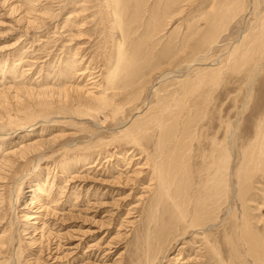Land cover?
Listing matches in <instances>:
<instances>
[{"label":"rangeland","instance_id":"obj_1","mask_svg":"<svg viewBox=\"0 0 264 264\" xmlns=\"http://www.w3.org/2000/svg\"><path fill=\"white\" fill-rule=\"evenodd\" d=\"M263 21L264 0H0V158L56 139L0 176V264H264Z\"/></svg>","mask_w":264,"mask_h":264},{"label":"bare ground","instance_id":"obj_2","mask_svg":"<svg viewBox=\"0 0 264 264\" xmlns=\"http://www.w3.org/2000/svg\"><path fill=\"white\" fill-rule=\"evenodd\" d=\"M5 1H6V0H5ZM224 1H225V0H224ZM1 2H2V1H1ZM243 2H244V1H243ZM229 3H231V2H229ZM237 3H238V2H237ZM237 5H238V4H237ZM251 7H252V6H251ZM12 8H14V7H12ZM216 8H217V7H216ZM225 8H226V7H225ZM9 10H10V9H9ZM13 10H14V9H13ZM213 10H214V9H213ZM218 10H219V9H218ZM223 12H224V11H223ZM225 12H226V11H225ZM231 13H232V12H231ZM231 13H230V14H231ZM222 14H223V13H222ZM77 15H78V14H77ZM216 15H217V14H216ZM220 15H221V14H220ZM218 16H219V15H218ZM221 16H222V15H221ZM222 17H223V16H222ZM22 18H23V17H22ZM221 19H223V18H221ZM19 20H20V19H19ZM36 20H37V19H36ZM38 20H39V19H38ZM38 20H37V21H38ZM14 21H15V20H14ZM37 21H36L35 23H37ZM218 21H219V20H218ZM220 22H221V21H220ZM263 22H264V21H263ZM37 24H39V23H37ZM37 24H36V26H37ZM217 24H218V23H217ZM261 24H262V23H261ZM212 25H213V24H212ZM31 27H32V26H31ZM33 29H34V28H33ZM215 29H216V27H215ZM260 32H261V31H260ZM83 34H84V33H83ZM260 35H261V34H260ZM263 37H264V36H263ZM238 41H239V40H238ZM251 42H252V41H251ZM16 43H17V42H16ZM121 44H122V43H121ZM234 46H236V45H234ZM243 47H244V46H243ZM119 49H120V48H119ZM245 50H246V49H245ZM238 53H239V52H238ZM240 54H241V53H240ZM244 56H245V55H244ZM244 56H242V57H244ZM242 59H243V58H242ZM230 60H231V59H230ZM118 66H119V65H118ZM208 66H209V65H208ZM86 68H87V67H86ZM86 68H85V69H86ZM90 73H91V72H90ZM108 74H109V73H108ZM90 76H91V74H90ZM94 76H95V75H94ZM94 76H91V78L94 77ZM109 76H110V74H109ZM109 76H108V77H109ZM111 76L113 77V79L115 78L114 75H111ZM164 76H167L166 73L163 74V75L160 77L159 81H160ZM77 77H78V76H77ZM95 77H97V75H96ZM95 77H94V78H95ZM99 77H100V75H99ZM168 77H169V75H168ZM124 78H125V77H124ZM111 79H112V78H111ZM113 79H112V80H113ZM168 79H169V78H168ZM91 80H92V79H91ZM108 80H109V79H108ZM112 80H111V81H112ZM115 80H116V79H115ZM129 80H130V79H129ZM132 81H133V80H132ZM157 82H158V81H157ZM92 83H93V82H92ZM106 83H107V80H106ZM114 83H115V82H114ZM94 84H95V82H94ZM107 84H108V83H107ZM95 85H96V84H95ZM97 85H99V84H97ZM97 85H96V86H97ZM110 85H111V83H110ZM113 85H114V84H113ZM117 85H118V84H117ZM6 86H7V85H6ZM99 86H100V85H99ZM101 86H102V85H101ZM7 87H8V86H7ZM66 87H67V86H66ZM109 87H110V86H109ZM75 88H76V87H75ZM82 88H83V87H82ZM119 88H120V87H119ZM108 89H109V88H108ZM86 90H87V89H86ZM86 90H84V89H80V88H79V90L76 89V91H77L78 93H79V92H84L85 95H91V93H89V92H86V93H85ZM109 90H110V89H109ZM23 91H24V90H23ZM14 92H15V91H14ZM102 92H103V91H102ZM28 93H30V92H28ZM46 93H47V92H46ZM46 93H45V94H46ZM61 94H63V92L60 93V95H61ZM3 95H4V94H3ZM3 95H2V96H3ZM60 95H59V96H60ZM79 95H80V94H79ZM13 96H14V95H13ZM45 96H46V95H45ZM49 96H51V95H49ZM49 96H48V97H49ZM61 96H62V95H61ZM65 96L67 97L68 95H65V94H64V97H65ZM6 97H7V96H6ZM27 97H28V96H27ZM62 97H63V96H62ZM66 97H65V98H66ZM68 97H69V96H68ZM85 97H86V96H85ZM7 98H8V97H7ZM79 98H80V97H79ZM0 99H1V98H0ZM3 99H4V98H3ZM3 99H2V101H3ZM16 99H17V98H16ZM20 99H21V98H20ZM38 99H39V98H38ZM4 100H5V99H4ZM61 100H62V99H61ZM67 100H68V98H67ZM67 100H66V101H67ZM98 100H99V98H98ZM100 100H101V99H100ZM5 101L7 102V100H5ZM25 101H26V100H25ZM45 101H46V100H45ZM110 101H111V100H110ZM98 102H99V101H98ZM100 102H101V101H100ZM0 104H2V103H0ZM3 104H4V103H3ZM4 105H5V104H4ZM45 105H46V104H45ZM1 106H2V105H1ZM99 107H100V106H99ZM2 108H3V107H2ZM158 116H160V115H158ZM158 116H157V117H158ZM134 118H136V116H135ZM174 119H175V118H174ZM137 120H138V119H137ZM150 120H151V118H150ZM140 121H141L140 119H139L138 121H135V120H134V121L132 122L131 126H132L134 129H136V126H137L139 123L142 122V121H141V122H140ZM143 121H144V120H143ZM133 123H134V124H133ZM148 123H149V122H148ZM160 125H161V124H160ZM172 125H173V124H172ZM261 125H262V124H261ZM132 127H131V128H132ZM165 127H166V126H165ZM260 127H261V126H260ZM262 127H263V126H262ZM144 128H145V127H144ZM123 129H124V128H121L120 134H123V133H124L125 130L123 131ZM168 129H169V128H168ZM129 130H130V129H129ZM131 130H132V129H131ZM43 131H44V130H43ZM133 131H134V130H133ZM127 132H128V131H127ZM129 132H130V131H129ZM40 133H41V132H40ZM40 133H39V135L42 136L43 133H41V134H40ZM43 135H44V134H43ZM118 135H119V134H118ZM161 135H162V134H161ZM165 136H166V134H165ZM167 137H168V136H167ZM173 137H174V136H173ZM164 138H165V137H164ZM170 138H171V137H170ZM41 140H42V139H41ZM41 140H40V142H39V141H38V142H34V143L30 144V145L24 146L23 148H21V149H19V150H17V151L12 152V153L7 157V159H4V158L1 156L4 160H2V159L0 158V159H1V161H0V176L2 175V172H4V171L8 172L9 169H12V168L14 167V165H15V162L19 161V160H17V159H20V158H23V157L25 158L26 156H29V155H31V154H33V153H37L38 151H40L39 149H41V148L43 147V145H45V148H46V147L48 148V146H50L51 144H54L55 141H56L55 138H50L49 140H48V139H45V140L43 139L42 141H41ZM165 140H166V139H165ZM253 141H254V140H253ZM159 142H160V141H159ZM168 142H169V140H168ZM257 142H258V141H257ZM262 142H264V141H262ZM262 142H261V143H262ZM184 145H185V144H184ZM20 147H21V146H20ZM261 147L264 149V144H263ZM49 148H50V147H49ZM49 148H48V149H49ZM48 149H47V150H48ZM13 150H15V149H13ZM13 150H12V151H13ZM220 150H222V149H220ZM262 151H263V150H262ZM262 151H260V152L262 153ZM43 153H44V152H43ZM159 153H160V152H159ZM159 153H158V154H159ZM258 153H259V152H258ZM131 154H132V153H131ZM161 154H162V153H161ZM38 155H39V154H38ZM125 155H126V154H125ZM165 155H166V153L164 154V157H165ZM245 155H246V153H245ZM254 155H255V154H254ZM259 155H260V154H259ZM36 156H37V155H36ZM121 156H122V158H123V155H121ZM260 157H261V156H260ZM41 158H42V157H41ZM222 158H223V157H222ZM244 158H245V157H244ZM36 159H37V158H36ZM247 159L249 160L248 157H247ZM248 160H247V161H248ZM262 160H264L263 157H262ZM44 161H45V160H44ZM145 161H146V160H145ZM247 161H246L245 165H246V169H247V171H248L249 169H253V167L251 168V166L249 165V162H247ZM254 161H256V160H254ZM90 162H91V161H90ZM90 162H85V163H83L84 166H82V167H83L86 171L92 170V169H90L91 165L88 166L89 164L92 163V162H91V163H90ZM130 162H131V161H130ZM154 162H155V161H154ZM162 162L165 163L164 161H162ZM182 162H183V161H182ZM220 162H221V161H220ZM258 162H259V161H258ZM45 163H46V162H45ZM72 163H73V162H72ZM72 163H69V164H72ZM128 163H129V162H128ZM147 163H148V162H147ZM213 163H214V162H213ZM250 163H252V162H250ZM255 163H256V162H255ZM261 163H263V166H264V162H261ZM148 164H149V163H148ZM170 164H171V163H170ZM86 165H87V167H85ZM158 165H159V164H158ZM253 165H254V163H253ZM253 165H252V166H253ZM67 166H68V165H67ZM67 166H66V168H67ZM71 166H72V165H71ZM74 166H75V165H74ZM160 166H161V165H160ZM160 166H159V167H160ZM165 166H166V165H165ZM179 166H180V165H179ZM59 167H60V166H59ZM69 167H70V165H69ZM170 167H171V166H170ZM243 167H244V166H243ZM257 167H259V163H258V166H257ZM60 168H61V167H60ZM66 168H65V169H66ZM157 168H158V167H157ZM162 168H163V167H162ZM168 168H169V167H168ZM65 169H64V170H65ZM68 169H69V168H68ZM154 169H155V167H154ZM183 169H184V167H183ZM185 169H186V168H185ZM246 169H245V170H246ZM57 170H58V169H57ZM64 170H63V171H64ZM221 170H222V168H221ZM9 171H11V170H9ZM73 171H74V170H73ZM152 171H153V170H152ZM181 171H182V170H181ZM216 171H218V170H216ZM216 171H215V172H216ZM256 171H257V170H256ZM260 171H261V170H260ZM67 172H70V171L67 170ZM153 172H155V171H153ZM187 172H188V171H187ZM88 173H89V172H88ZM151 173H152V172H151ZM216 173H217V172H216ZM6 174H7V173H6ZM167 174H168V173H167ZM182 174H183V173H182ZM226 174H227V173H226ZM71 176H72V175H71ZM164 176H165V175H164ZM227 176H228V175H227ZM245 176H246V175H245ZM247 176H248V175H247ZM160 177H161V176H160ZM183 178H184V176H183ZM217 178H218V177H217ZM160 179H161V178H160ZM162 179H163V178H162ZM162 179H161V180H162ZM184 179H185V178H184ZM243 179H244V178H243ZM153 180H154V179H153ZM161 180H160V181H161ZM163 180H164V179H163ZM217 180H218V179H217ZM244 180H245V179H244ZM70 181H71V180H70ZM158 181H159V180H158ZM181 181H182V180H181ZM163 182H164V181H163ZM215 182H216V181H215ZM215 182H214V183H215ZM158 183H159V182H158ZM160 183H161V182H160ZM211 183H212V182H211ZM211 183H210V184H211ZM163 184H164V183H163ZM218 185H219V184H218ZM211 186H212V185H211ZM215 187H216V186H215ZM222 187H223V186H222ZM37 188H38V187H37ZM40 188H41V187H40ZM42 189H44V188H42ZM42 189H39V190L37 189V190H38L37 192L40 193V194H44L42 191H40V190H42ZM163 189H164V188H163ZM206 189H207V188H206ZM215 189H216V188H215ZM178 190L180 191V188H179ZM156 191H158V190H156ZM243 191H244V190H243ZM175 193H176V192H175ZM95 194H96V193H95ZM201 196H202V195H201ZM47 197H48V196H47ZM47 197H46V198H47ZM176 197H177V196H176ZM40 198H41V197H40ZM182 198H183V197H182ZM199 198H200V197H199ZM182 200H184V199H182ZM44 201H45V199H44ZM56 202H57V201H56ZM179 202H180V201H179ZM200 203H201V202H200ZM54 204H55V203H54ZM181 204H182V203H181ZM197 204H199V203H197ZM203 204H205V202H204ZM30 205H31V204H30ZM30 205H29V206H30ZM55 205H56V204H55ZM219 205H220V204H219ZM31 207H32V206H31ZM178 207H179V206H178ZM39 208H40V209L38 210L39 212H40V211H43L41 208H44L45 210H47V209H46L45 207H43V206H39ZM206 208H207V207H206ZM213 208H214V207H213ZM174 209H175V208H174ZM180 209H181V208H180ZM184 210H185V209H184ZM213 210H214V209H213ZM36 211H37V208H36ZM52 211H53V210H52ZM179 211H180V210H179ZM197 212H198V211H197ZM208 212H209V211H208ZM24 213H25V212H24ZM33 213H34V212H33ZM177 213H178V210H177ZM198 213H199V212H198ZM35 214H36V213H35ZM24 215L26 216V217L24 216L25 218L23 217L24 220H25V219H27V220H31V219H33L32 222H31V225L37 224V223H38L37 219H38L39 221H40V219H41V216H40L41 214H40V215H33V214H31L30 216H28V215H26V214H24ZM194 217H195V216H194ZM27 222H28V221H27ZM177 222H178V221H177ZM182 222H183V221H182ZM192 222H193V221H192ZM154 223H155V222H154ZM185 223H186V222H185ZM197 223H198V222H197ZM152 224H153V223H152ZM187 224H188V223H187ZM191 224H192V223H191ZM31 225H30V226H31ZM36 226H37V225H36ZM41 226H42V225H41ZM31 227H32V226H31ZM43 228H44V227H43ZM41 229H42V228H41ZM41 229H40V230H41ZM194 229H195V228H194ZM178 230H179V229H178ZM160 232H161V231H160ZM147 233H148V232H147ZM168 233H169V232H168ZM186 233H187V232H186ZM186 233H185V234H186ZM34 235H35V234H34ZM49 235H50V234L46 235L47 238H45V239H47V242L49 241V239H50V237H51V236H49ZM1 236H2V235H0V239L3 237V236H2V237H1ZM32 236H33V235H32ZM173 236H174V235H173ZM42 237H43V234H39L38 237H35V239L33 238V239H31V240H32V242H36L37 240L40 242V240H42ZM59 237H60V236H59ZM141 237H142V236H141ZM43 238H44V237H43ZM167 238H168V237H167ZM167 238H166V239H167ZM3 239H4V238H3ZM200 239H201V238H200ZM51 240H52V239H51ZM6 241H7V240H6ZM168 241H169V240H168ZM195 241H196V240H195ZM150 243H151V242H150ZM165 243H166V242H164V244H165ZM1 244H2V242H0V245H1ZM34 244H35V243H34ZM153 244H154V243H153ZM166 244H167V243H166ZM59 245H60V244L57 243L56 246L59 247ZM146 246H147V245H146ZM159 246H160V245H159ZM159 246H158V247H159ZM261 246H262V245H261ZM162 247H163V246H162ZM168 247H169V246H168ZM140 248H141V247H140ZM151 248H152V247H151ZM164 248H165V247H164ZM0 249H1V247H0ZM56 249H57V248H56ZM143 249H144V248H143ZM156 249H157V247H156ZM157 250H158V249H157ZM150 251H151V250H150ZM166 251H167V250H166ZM154 252H155V251H154ZM151 253H152V251H151ZM178 253H179V252H178ZM196 253H197V252H196ZM153 254H154V253H153ZM140 255H141V254H140ZM196 255H197V254H196ZM260 255H261V253H260ZM149 256H150V255H149ZM154 256H156V255H154ZM162 256H163V255H162ZM179 257H180V256H179ZM179 257H178V258H179ZM140 258H141V257H140ZM148 259H149V258H148ZM179 259H180V258H179ZM146 260H147V258H146ZM152 260H153V259H152ZM154 260H155V259H154ZM159 260H160V259H159ZM150 261H151V260H150ZM182 262H183V260H182ZM185 262H186V261H185ZM141 264H142V263H141ZM146 264H147V262H146Z\"/></svg>","mask_w":264,"mask_h":264}]
</instances>
